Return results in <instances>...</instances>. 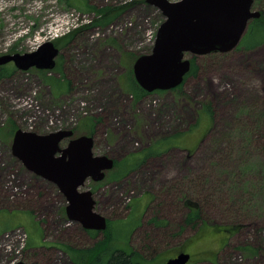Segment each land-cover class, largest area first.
I'll return each instance as SVG.
<instances>
[{
	"label": "rangeland",
	"instance_id": "rangeland-1",
	"mask_svg": "<svg viewBox=\"0 0 264 264\" xmlns=\"http://www.w3.org/2000/svg\"><path fill=\"white\" fill-rule=\"evenodd\" d=\"M111 6L120 18L96 25ZM164 21L146 0H0V56L33 52L66 26L52 41L58 70L10 65L0 80V264H75L68 248L107 236L89 240L68 219L59 186L14 155L17 130L60 129L94 137V155L116 160L103 181L80 189L93 192L110 222V253H143L149 227L156 247L142 264L181 252L192 255L189 264H264V45L198 57L181 88L136 98L133 66ZM153 147L162 150L128 170ZM187 201L202 208L197 229L182 230ZM155 215L167 225L150 226Z\"/></svg>",
	"mask_w": 264,
	"mask_h": 264
},
{
	"label": "water",
	"instance_id": "water-1",
	"mask_svg": "<svg viewBox=\"0 0 264 264\" xmlns=\"http://www.w3.org/2000/svg\"><path fill=\"white\" fill-rule=\"evenodd\" d=\"M146 2L160 9L165 18L152 51L140 56L133 66L137 84L147 93L180 87L191 71V60L186 56L230 53L239 46L250 23L262 16L254 10V0ZM59 54L54 43L47 42L32 53L0 56V66L12 63L22 72L34 68L52 71ZM73 136L70 129L46 135L17 130L13 152L30 171L59 186L69 203L66 212L70 221L80 223L87 230L104 232L107 220L94 211L93 192L80 189L88 180L103 181L106 173L114 169L115 160L94 155V137L82 135L71 139ZM67 139L68 145L62 148V142ZM190 259L189 254L182 253L167 264H188Z\"/></svg>",
	"mask_w": 264,
	"mask_h": 264
},
{
	"label": "trees",
	"instance_id": "trees-1",
	"mask_svg": "<svg viewBox=\"0 0 264 264\" xmlns=\"http://www.w3.org/2000/svg\"><path fill=\"white\" fill-rule=\"evenodd\" d=\"M67 1L69 2V0H67ZM258 1L260 2V5L257 4L256 0H254V6H256L258 8L260 7L259 12L262 14V16L259 19L253 20L250 23L249 28H248L246 34L244 35L241 43L237 47V49L249 50V49L264 45V0H258ZM122 12H123L122 9L116 10L112 6L106 8L104 10H101L100 11L101 19H99V21H97L95 24L96 25H101L103 23L109 24L113 20H115L116 18L119 19L120 17L118 15H121ZM149 53H147V54H149ZM197 58L198 57L195 56L193 59H191V71L185 77L184 83L189 77L195 76L197 74V72L199 70V65H197ZM56 70H58V68H56L54 71H56ZM14 72H15V70H14ZM46 73H51V72H46ZM7 74H10L8 69L6 67H3V66L0 67V80L2 78H4L5 75H7ZM12 74H14V73H12ZM131 74H133V73H131ZM10 76H8V77H10ZM132 78L133 77H130V79H132ZM184 83H183V85H184ZM183 85H181L179 88H181ZM53 86H55V84ZM130 86H131L130 91L131 90L133 91L134 97H136V98L148 94L141 87H139V85L137 84L135 79L130 81ZM62 88H63V86L60 85V89H62ZM206 110H208V107L206 108ZM89 126H90V124H88V127ZM92 126H93V130H94L93 123H92ZM92 126L90 129L91 134L93 132ZM160 150H162V148H159V147H153V148L148 149L146 152L143 153V157L138 156V160H136L134 162V166H132L128 170L129 171L132 170L143 159H146L147 157H150L152 155L159 153ZM133 156H131L130 158H132ZM130 158H128V160ZM128 160H126V161H128ZM120 166H122V164ZM187 205L189 207V211L185 215V218L183 219V222H182L183 226H181L182 230L185 228V226H191L193 229H197L199 227L200 223H202V225H204L205 220L202 217L203 211H202L201 206L199 204H197L196 202H191V201H187ZM157 211H158V209H157ZM163 221H164L163 219H160L157 215H155V218L150 222V226H153V227L156 226V227L160 228L163 225H167V223H164ZM233 226H235V225H233ZM145 235H146V237L143 236V239H144V245L142 246L143 253L139 250L134 251V252H130V253L114 250L110 253L109 249L106 248V246L108 245V242H109V245L111 243L109 235L106 236L103 241L98 242L97 244H95L92 247L81 250L80 252L74 250L73 248L72 249L68 248V251L70 252V255H71L70 257L75 262V264H142V259L144 257L143 254L145 256H150L152 253L155 252V247H156V245L154 244V241H151L152 238H149V237H151V235H153L152 229L147 227ZM164 236L168 237L169 235L165 234Z\"/></svg>",
	"mask_w": 264,
	"mask_h": 264
},
{
	"label": "flooded vegetation",
	"instance_id": "flooded-vegetation-1",
	"mask_svg": "<svg viewBox=\"0 0 264 264\" xmlns=\"http://www.w3.org/2000/svg\"><path fill=\"white\" fill-rule=\"evenodd\" d=\"M10 65H13L12 63H10V64H7V65H4L3 67H6V68H9V66ZM0 67H2V66H0ZM15 67V66H14ZM9 69H11V68H9ZM133 75H134V73H133ZM179 89V88H178ZM82 136V135H81ZM89 136V135H88ZM77 137H79V136H77ZM76 137V134H75V132H74V136L71 138V139H76L77 138ZM69 143V142H68ZM68 145V144H67ZM62 147V146H61ZM63 148V147H62ZM144 153V152H143ZM143 153H141V154H139V156L140 157H143ZM115 160V159H114ZM115 164H116V160H115ZM108 173V172H107ZM107 173H106V176H107ZM106 178V177H105ZM92 181V180H91ZM94 182V181H93ZM95 183H100V182H95ZM85 187H86V185H85ZM93 198H94V195H93ZM94 200H95V198H94ZM67 209V208H66ZM94 211L96 212V213H98L97 211H96V200H95V209H94ZM66 214H67V212H65ZM99 214V213H98ZM101 215V214H100ZM101 216H103V215H101ZM104 217V216H103ZM106 218V217H105ZM106 220H107V230L106 231H104V232H100V231H96V230H87V229H84L83 227H82V225H81V231L82 232H84L85 233V235H86V237L89 239V240H91V237L93 236V235H109L108 234V232L111 230V225H110V222H109V220L106 218ZM139 228H141V225H140V227ZM139 228H137V229H139ZM136 229V230H137ZM136 230L135 231H133V233L134 232H136ZM220 230H222V231H224V232H226V233H228V232H230L231 233V235H236L237 234V228L236 227H225L224 229H220ZM228 231V232H227ZM132 233V234H133ZM229 238H230V236L229 237H227L226 239L227 240H229ZM95 244H97V243H95ZM94 244V245H95ZM94 245H92V246H94ZM91 246V247H92ZM89 248V247H88ZM87 249V248H86ZM81 250H84V249H77V251H81ZM132 252H134V251H132ZM182 253H186V252H181L180 254H182ZM186 254H189V253H186ZM179 255V254H178ZM177 255V256H178ZM190 255V254H189ZM176 256V257H177ZM191 256V259H190V261H189V263L192 261V255H190ZM176 257H174V258H176ZM174 258H172V259H174ZM188 263V264H189ZM13 264H15V263H13ZM167 264V263H166Z\"/></svg>",
	"mask_w": 264,
	"mask_h": 264
},
{
	"label": "built area",
	"instance_id": "built-area-1",
	"mask_svg": "<svg viewBox=\"0 0 264 264\" xmlns=\"http://www.w3.org/2000/svg\"><path fill=\"white\" fill-rule=\"evenodd\" d=\"M72 22H73V21L70 19V21L68 22L69 24L66 25V26H69L70 23H72ZM66 26H65V27H66ZM48 27H49V25L47 26V28H48ZM65 27H63L62 29H59L57 33H60V32H62V31H64ZM47 28H46V29H47ZM46 29H45V30H46ZM46 31H47L46 33H47V35H48V30H46ZM57 33H55V36H54V34H52V35H50V36L48 35V36H49V37H48V40H49V38H50V40L53 41V40L55 39ZM39 47H40V45H38V46L36 47L37 49H36V48H35V49L38 50ZM36 50H35V51H36ZM33 52H34V51H33Z\"/></svg>",
	"mask_w": 264,
	"mask_h": 264
}]
</instances>
